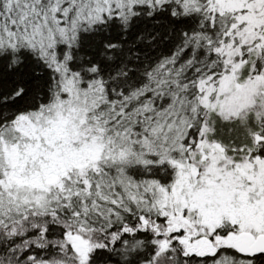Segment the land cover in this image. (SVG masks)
<instances>
[{
  "label": "snow or ice",
  "instance_id": "obj_1",
  "mask_svg": "<svg viewBox=\"0 0 264 264\" xmlns=\"http://www.w3.org/2000/svg\"><path fill=\"white\" fill-rule=\"evenodd\" d=\"M0 264H264V0H0Z\"/></svg>",
  "mask_w": 264,
  "mask_h": 264
}]
</instances>
